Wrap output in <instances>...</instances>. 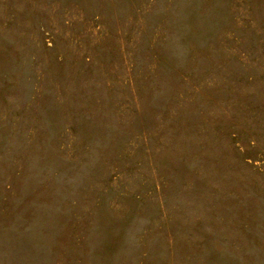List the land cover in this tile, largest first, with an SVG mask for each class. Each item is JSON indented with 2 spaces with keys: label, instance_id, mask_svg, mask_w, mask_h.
Instances as JSON below:
<instances>
[{
  "label": "rangeland",
  "instance_id": "1",
  "mask_svg": "<svg viewBox=\"0 0 264 264\" xmlns=\"http://www.w3.org/2000/svg\"><path fill=\"white\" fill-rule=\"evenodd\" d=\"M0 264H264V0H0Z\"/></svg>",
  "mask_w": 264,
  "mask_h": 264
}]
</instances>
